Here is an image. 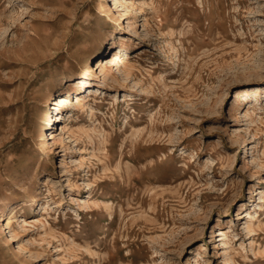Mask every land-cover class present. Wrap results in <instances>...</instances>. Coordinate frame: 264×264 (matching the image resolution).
Segmentation results:
<instances>
[{
  "label": "rangeland",
  "instance_id": "rangeland-1",
  "mask_svg": "<svg viewBox=\"0 0 264 264\" xmlns=\"http://www.w3.org/2000/svg\"><path fill=\"white\" fill-rule=\"evenodd\" d=\"M109 1L0 0V264H264V0Z\"/></svg>",
  "mask_w": 264,
  "mask_h": 264
},
{
  "label": "bare ground",
  "instance_id": "bare-ground-1",
  "mask_svg": "<svg viewBox=\"0 0 264 264\" xmlns=\"http://www.w3.org/2000/svg\"><path fill=\"white\" fill-rule=\"evenodd\" d=\"M110 1H113V2L115 3V5H117V0H110ZM110 1H109V2H110ZM116 59H117V58H116ZM109 62H111V61L109 60ZM93 72H94V69H92L91 66H90L89 68H87V70H85V73H84L85 75L83 76L82 79H80V81L78 82V85H77L76 88L78 89V88H80V87H84V86H86L87 83H88V77H89ZM99 94H100V93H99ZM94 96H95V95H94ZM76 97H77V96H76ZM79 97H80V96H79ZM60 100H61V99H60ZM129 100H132V98H130ZM65 101H66V100H65ZM59 102H60V101H59ZM76 102H77V104H78L79 106L81 105V104H80V102H81V99H80V98H79V99L77 98V101H76ZM64 103H65V102H64ZM253 107H254V106H251L252 111H253ZM90 110L92 111V109H89V111H90ZM247 111H248V110H247ZM250 111H251V110H250ZM62 127H63V126H62ZM52 137H53V136H51V138H52ZM53 140H54V138H53ZM250 217L252 218L251 215L249 216V218H250ZM219 233H220V236H223V237H224V239L226 238V232H225V231L222 230V231H220ZM223 237H222V238H223ZM220 238H221V237H220ZM220 241H221V240H220ZM223 244L226 245L227 243L224 242ZM200 249H201V251H202V250L204 249L203 246H201Z\"/></svg>",
  "mask_w": 264,
  "mask_h": 264
}]
</instances>
